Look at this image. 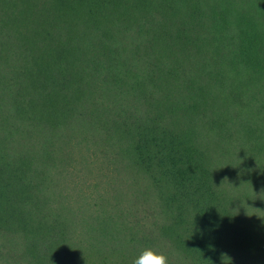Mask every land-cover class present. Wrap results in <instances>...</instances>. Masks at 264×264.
<instances>
[{
    "label": "trees",
    "instance_id": "obj_1",
    "mask_svg": "<svg viewBox=\"0 0 264 264\" xmlns=\"http://www.w3.org/2000/svg\"><path fill=\"white\" fill-rule=\"evenodd\" d=\"M0 244L264 264V0H0Z\"/></svg>",
    "mask_w": 264,
    "mask_h": 264
},
{
    "label": "rangeland",
    "instance_id": "obj_2",
    "mask_svg": "<svg viewBox=\"0 0 264 264\" xmlns=\"http://www.w3.org/2000/svg\"><path fill=\"white\" fill-rule=\"evenodd\" d=\"M56 190V189H55ZM57 191V190H56ZM63 199H64V203H68V202H72V200H74V197L72 196V193L69 189L68 186H66L65 190H64V194H63ZM75 201V200H74ZM75 206H76V202H75ZM80 226L81 227V230H82V235L84 236L85 240L87 242L90 241L91 239V231H90V227L87 223V220L84 219L83 221H81L80 223ZM18 253H15V255H17ZM12 256L13 253L10 252L8 250V248H6L5 246L1 245L0 244V264H13L14 263V260L12 259ZM19 256L21 257L22 261L21 260H17L19 261V264H26L25 260L27 258H23L20 254ZM14 264H17L16 260H15V263Z\"/></svg>",
    "mask_w": 264,
    "mask_h": 264
},
{
    "label": "clouds",
    "instance_id": "obj_3",
    "mask_svg": "<svg viewBox=\"0 0 264 264\" xmlns=\"http://www.w3.org/2000/svg\"><path fill=\"white\" fill-rule=\"evenodd\" d=\"M224 258H227L225 255ZM229 260V258H227ZM133 264H169V258L162 254L156 253L151 249L145 250L134 260Z\"/></svg>",
    "mask_w": 264,
    "mask_h": 264
}]
</instances>
